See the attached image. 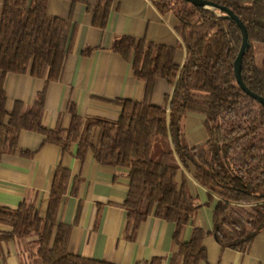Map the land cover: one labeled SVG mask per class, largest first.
I'll return each mask as SVG.
<instances>
[{
	"label": "trees",
	"instance_id": "16d2710c",
	"mask_svg": "<svg viewBox=\"0 0 264 264\" xmlns=\"http://www.w3.org/2000/svg\"><path fill=\"white\" fill-rule=\"evenodd\" d=\"M88 3L89 0H78ZM162 14L173 12L175 27L185 49L182 65L175 61V46L123 36L112 49L131 60L134 75L144 84L142 100L116 99L115 120L87 117L71 105L69 126L61 121L54 129L42 123L44 92L31 104L15 101L6 110L3 78L7 73H30L45 82L61 79L70 51V22L47 13L46 0H3L0 4V163L18 150L22 130L40 132L46 141L68 149L77 144L76 156L88 152L100 164L127 169L129 187L123 207L133 237L149 215L173 222L175 230L168 264H200L206 258L203 238L212 235L223 248L249 250L255 235L264 229V106L245 93L236 81L234 60L241 44L236 23L223 12L193 5L186 0H152ZM230 8L245 24L250 47L242 60V78L253 92L264 97V56L257 63V47H264V0H210ZM111 0H96L93 24L106 23ZM172 92L161 105L151 102L157 79ZM204 116L208 139L189 146L182 127L189 113ZM191 164L192 178L206 189L213 227L192 225L202 204L187 184L178 182L180 165ZM70 170L57 166L44 216L33 202L17 208L0 205V242L36 236L31 242L42 264H114L68 250L71 227L59 221ZM74 179L71 192L79 185ZM152 258L148 264H159Z\"/></svg>",
	"mask_w": 264,
	"mask_h": 264
},
{
	"label": "crops",
	"instance_id": "0c3cea01",
	"mask_svg": "<svg viewBox=\"0 0 264 264\" xmlns=\"http://www.w3.org/2000/svg\"><path fill=\"white\" fill-rule=\"evenodd\" d=\"M3 0H0V4ZM96 0H46L47 13L70 22V51L60 80L45 82L30 73H7L3 87L7 96L6 110L15 101L34 102L44 92L42 123L54 129L61 121L69 126L72 105L84 120L101 117L115 120L120 107L116 99L142 100L144 84L134 75L131 60L112 49L113 42L123 36L145 43L175 46V61L182 65L185 49L178 47L181 39L175 30L173 12L162 14L152 0H111L103 27L93 24ZM172 92L164 79H157L151 102L163 104ZM204 116L189 112L182 127L189 146H200L208 139ZM18 150L4 155L0 163V205L17 208L22 202H33L44 216L52 180L57 166L70 170L68 190L63 195L58 213L60 222L71 227L68 243L70 253L114 264H148L159 258L168 264L176 250L173 242L175 224L154 215L141 222L133 237L127 228V210L123 207L129 187L127 169L98 163L91 152L83 161L77 158V144L68 149L46 141L44 134L22 130ZM193 166L180 165L178 182L184 181L196 202L202 204L193 224H188L182 239L190 236L192 225L211 231L215 198L206 204L208 194L191 175ZM73 178L79 179L72 193ZM0 230H10L0 225ZM36 236L0 242V264H42L35 256L31 242ZM206 258L200 264H264V229L259 231L246 252L223 248L208 234L203 238Z\"/></svg>",
	"mask_w": 264,
	"mask_h": 264
},
{
	"label": "water",
	"instance_id": "95a60500",
	"mask_svg": "<svg viewBox=\"0 0 264 264\" xmlns=\"http://www.w3.org/2000/svg\"><path fill=\"white\" fill-rule=\"evenodd\" d=\"M187 2L192 3L193 5L200 7V8H206L209 10H218L220 12H223L225 17L233 20L241 32V44L239 51L237 53V56L234 60V71H235V77L236 81L239 84L240 88L247 93L249 96L257 100L259 103H261L264 106V97L251 91L244 83V80L242 78V60L244 54L248 51L250 47V41L248 37V32L245 24L243 21L228 7L219 5L215 2H212L210 0H186Z\"/></svg>",
	"mask_w": 264,
	"mask_h": 264
},
{
	"label": "rangeland",
	"instance_id": "374dc122",
	"mask_svg": "<svg viewBox=\"0 0 264 264\" xmlns=\"http://www.w3.org/2000/svg\"><path fill=\"white\" fill-rule=\"evenodd\" d=\"M263 56H264V47L263 45L259 44L257 47V63L258 64L261 63Z\"/></svg>",
	"mask_w": 264,
	"mask_h": 264
}]
</instances>
